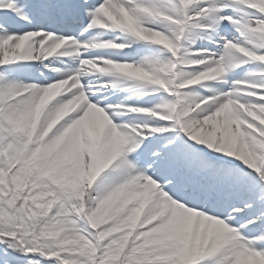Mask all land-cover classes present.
I'll return each instance as SVG.
<instances>
[{"label":"snow or ice","instance_id":"snow-or-ice-1","mask_svg":"<svg viewBox=\"0 0 264 264\" xmlns=\"http://www.w3.org/2000/svg\"><path fill=\"white\" fill-rule=\"evenodd\" d=\"M0 264H264V0H0Z\"/></svg>","mask_w":264,"mask_h":264}]
</instances>
